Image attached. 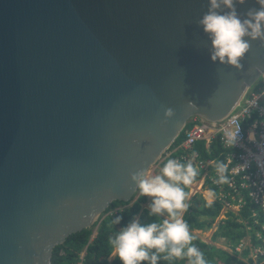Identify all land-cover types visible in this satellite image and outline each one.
Segmentation results:
<instances>
[{"label": "water", "instance_id": "1", "mask_svg": "<svg viewBox=\"0 0 264 264\" xmlns=\"http://www.w3.org/2000/svg\"><path fill=\"white\" fill-rule=\"evenodd\" d=\"M208 7L0 0V264H50L67 235L133 197L130 174L191 116L216 125L234 113L264 72V40L244 37L241 67L212 61L197 23ZM235 7L243 18L260 5Z\"/></svg>", "mask_w": 264, "mask_h": 264}, {"label": "clouds", "instance_id": "2", "mask_svg": "<svg viewBox=\"0 0 264 264\" xmlns=\"http://www.w3.org/2000/svg\"><path fill=\"white\" fill-rule=\"evenodd\" d=\"M235 3L236 0H208V10L197 23L210 38V59L241 67L239 62L250 48L244 37L264 40V0H257L260 7L248 9L243 18L237 12ZM167 114L171 115V110ZM217 170L223 173L225 166L221 164ZM195 175L196 170L191 163L182 165L173 159H168L164 164L162 175L145 179L142 178L143 173L130 174L131 180L138 183L140 194L152 198L151 214L162 215L166 212L170 219L146 226L133 221L110 237L108 243L121 264H140L142 261L156 264V253L164 252H168L165 259L183 258L185 245L191 243L193 236L187 223L179 217V213L189 207L185 203L187 194L179 184L190 185ZM220 182L227 183L226 177L221 176ZM211 203L208 200V204ZM119 221L120 217H116L112 223ZM153 249L156 252L150 254ZM186 255L196 257L194 264H206L203 254L196 247H188Z\"/></svg>", "mask_w": 264, "mask_h": 264}, {"label": "trees", "instance_id": "3", "mask_svg": "<svg viewBox=\"0 0 264 264\" xmlns=\"http://www.w3.org/2000/svg\"><path fill=\"white\" fill-rule=\"evenodd\" d=\"M259 85L260 81L258 79L253 86ZM181 138L182 130L174 138L167 150L174 148ZM192 149L202 159H213L215 162L213 168H218L221 165L223 152L216 140L210 141L207 150L203 141L196 142L192 146ZM180 153V149H176L171 151L168 156H162L155 164L153 176L162 175V168L167 160L179 157ZM176 162L187 165L180 160ZM198 178L199 172L196 171L193 181ZM164 179L167 180L166 177ZM203 184L209 185L207 181H204ZM179 186L188 194L187 185L181 183ZM145 201V195H141L140 193L135 199L131 198L129 201H112L92 225L67 235L62 243L52 248L50 264H121V261L114 255L108 260V256L113 250L108 243L110 237H113L121 229L127 227L135 215L136 221L145 226L150 223L159 224L165 219H170L166 212L162 215L151 214V197L147 201V207H141V203ZM185 203L189 207L186 211L180 213V218L187 223L191 235L193 230L204 231L208 229L221 208V204L217 200H212L211 205H209L199 193H194L186 198ZM251 210L256 209L248 201H245L237 213L228 211L225 213L224 218L217 223L211 237L224 238L228 250L216 248L193 237L191 243L185 245V255L183 258L171 257L165 259L168 256V252L156 253L158 256L156 264H194L196 257H188L186 255L187 248L190 246L198 248L199 252L203 254L206 264H264V256L257 255L250 257L248 246H244L239 252L233 250L234 246L245 234L252 232L250 227L252 225L251 219L253 218ZM256 216L260 218L258 213ZM116 217H120L119 223H112ZM247 226L248 229H246ZM256 244L257 241L253 240L251 242L252 246ZM155 252L156 250L153 249L150 251V254ZM140 264H150V261H142Z\"/></svg>", "mask_w": 264, "mask_h": 264}, {"label": "built area", "instance_id": "4", "mask_svg": "<svg viewBox=\"0 0 264 264\" xmlns=\"http://www.w3.org/2000/svg\"><path fill=\"white\" fill-rule=\"evenodd\" d=\"M259 77L260 85L250 87L228 119L210 125L199 116H191L181 129L182 138L178 144L163 152V156H168L171 151L180 149L179 157L173 160L191 163L200 173L195 180L200 181L199 186L204 181L209 183L204 188L209 195L205 201L217 200L221 204L214 219L217 223L224 218L222 214L237 213L245 201L252 204L256 209L251 210L252 232L245 234L233 248L239 252L248 246L250 257L264 256V72ZM212 140H216L223 152V173L213 168V159H202L192 149L196 142L203 141L207 150ZM221 176L226 177L227 183L220 182ZM253 240L257 244L252 246Z\"/></svg>", "mask_w": 264, "mask_h": 264}, {"label": "rangeland", "instance_id": "5", "mask_svg": "<svg viewBox=\"0 0 264 264\" xmlns=\"http://www.w3.org/2000/svg\"><path fill=\"white\" fill-rule=\"evenodd\" d=\"M258 79H260V77H258ZM162 156H163V154H162ZM160 159H161V157L159 158V160ZM154 168H155V164L148 168V170L143 174L142 178L150 179L151 177H154L153 176L154 175V172H153ZM199 175H200V173H199ZM199 182L200 181H193L190 185H187L188 186L187 198L194 193H199L203 197L204 200L208 198L209 195L205 192V189H204L206 184L202 183V185L199 186ZM139 193H140V191L138 188V189H136L132 199H135ZM145 198H146V201L141 203V207H147V201L149 200L150 197L145 196ZM222 215L224 216V214H222ZM179 217H180V213H179ZM133 221H136V215L133 218L132 222ZM216 225H217V222L214 220L212 225L208 229H206L204 231L193 230L191 233L196 239L200 240L201 242L213 245L216 248L228 250V247H227L226 243L224 242V238H222V237L212 238L211 237V234L215 230ZM113 255H114V251L112 250V252L108 256V260H110Z\"/></svg>", "mask_w": 264, "mask_h": 264}]
</instances>
